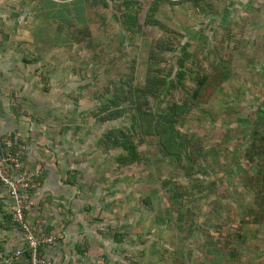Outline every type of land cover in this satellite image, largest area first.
<instances>
[{
	"label": "rangeland",
	"instance_id": "1",
	"mask_svg": "<svg viewBox=\"0 0 264 264\" xmlns=\"http://www.w3.org/2000/svg\"><path fill=\"white\" fill-rule=\"evenodd\" d=\"M0 119L28 219L70 229L79 264H264V16L244 0H0Z\"/></svg>",
	"mask_w": 264,
	"mask_h": 264
},
{
	"label": "crops",
	"instance_id": "2",
	"mask_svg": "<svg viewBox=\"0 0 264 264\" xmlns=\"http://www.w3.org/2000/svg\"><path fill=\"white\" fill-rule=\"evenodd\" d=\"M244 1L249 9L261 12L264 16V0ZM11 132L12 130L2 129L0 125V135H11ZM12 212L13 200L8 188L0 182V264H29L26 238L21 227L13 220ZM46 226L48 225L45 223L41 224L39 230L44 232ZM61 229H51L50 233L58 234L57 239L46 247L43 251L44 255L51 261V264H79L82 254L76 250V239L73 235H69L70 229Z\"/></svg>",
	"mask_w": 264,
	"mask_h": 264
},
{
	"label": "built area",
	"instance_id": "3",
	"mask_svg": "<svg viewBox=\"0 0 264 264\" xmlns=\"http://www.w3.org/2000/svg\"><path fill=\"white\" fill-rule=\"evenodd\" d=\"M12 147L11 138L0 135V182L8 188L13 200V220L24 232L29 264H51L43 251L56 240V236L45 235L39 230V226L28 220L26 213L33 204L31 201L32 177L24 166L19 152L13 153Z\"/></svg>",
	"mask_w": 264,
	"mask_h": 264
},
{
	"label": "trees",
	"instance_id": "4",
	"mask_svg": "<svg viewBox=\"0 0 264 264\" xmlns=\"http://www.w3.org/2000/svg\"><path fill=\"white\" fill-rule=\"evenodd\" d=\"M79 1H82V0H79ZM80 7H78V9H79ZM152 83V82H151ZM160 115H161V117H162V121H163V123H164V125H166L167 124V121L164 119V117H165V114L164 113H160ZM158 123H161L162 124V122H158ZM11 136V135H10ZM172 137H175V136H172Z\"/></svg>",
	"mask_w": 264,
	"mask_h": 264
}]
</instances>
